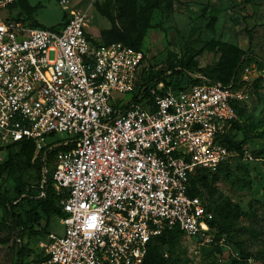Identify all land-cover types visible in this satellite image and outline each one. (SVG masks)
I'll list each match as a JSON object with an SVG mask.
<instances>
[{
    "label": "built area",
    "instance_id": "2783aa9c",
    "mask_svg": "<svg viewBox=\"0 0 264 264\" xmlns=\"http://www.w3.org/2000/svg\"><path fill=\"white\" fill-rule=\"evenodd\" d=\"M19 1L30 0H0V148L32 140L39 151L58 134L74 144L55 158L65 216L47 236L45 264H143L150 241L173 229L211 241L213 215L190 180L237 156L222 140L252 69L239 88L160 83L150 103L139 101L144 53L96 44L86 30L92 3L57 0L65 19L47 29L4 15ZM256 77L264 85V71Z\"/></svg>",
    "mask_w": 264,
    "mask_h": 264
},
{
    "label": "rangeland",
    "instance_id": "374dc122",
    "mask_svg": "<svg viewBox=\"0 0 264 264\" xmlns=\"http://www.w3.org/2000/svg\"><path fill=\"white\" fill-rule=\"evenodd\" d=\"M150 0H137L141 9ZM172 8H156L147 14V32L141 47L145 59L146 75L166 69L171 63H179L190 54L197 53L195 61L204 72L210 71L217 63V49L221 43H228L243 51L251 50L248 66L252 69L250 82L245 87L246 98L240 102L245 115L239 119L240 128L235 139L241 142L243 154L227 161V166L218 173L217 180L210 175L207 187H201L205 201L213 208L231 202L236 216L230 219L231 232L227 236L213 229L211 241L203 237H188L176 234L172 245L161 246L160 251L171 264H264V85L257 75L264 71V0H169ZM32 5L39 4L35 18L47 29H58L63 11L57 0H30ZM103 0H71V6L86 9L91 3L92 19L87 25L88 34L99 40L100 31L110 27L109 21L96 10L94 3ZM116 22H124L112 5ZM19 9L10 8L4 15L18 18ZM215 17L213 28L208 23ZM24 18V16H21ZM251 39V40H250ZM251 42V43H250ZM258 81V83H256ZM257 84V85H255ZM130 95H125L129 99ZM64 134L54 139H65ZM12 149L9 154H15ZM8 152L0 151V166L7 160ZM39 163L30 169H21L17 176L25 183L26 191L38 195V179L49 175L51 166L38 168ZM0 193L16 198L15 182L12 175H0ZM41 195V194H40ZM58 206H60L58 202ZM0 207V264H45L43 247L50 233L60 234L63 228L60 217L54 215L46 219L40 214L39 224L32 226L21 241L24 252L17 262V248L11 249L13 235L9 224L3 218ZM35 231H41L35 235ZM240 249L252 255L243 260ZM260 257V258H259Z\"/></svg>",
    "mask_w": 264,
    "mask_h": 264
},
{
    "label": "trees",
    "instance_id": "16d2710c",
    "mask_svg": "<svg viewBox=\"0 0 264 264\" xmlns=\"http://www.w3.org/2000/svg\"><path fill=\"white\" fill-rule=\"evenodd\" d=\"M137 0H103L102 3L95 2L94 6L98 13L109 21L110 27L100 31L99 40H94L96 44H113L122 43L127 47L142 51L143 40L147 32L146 21L147 14L156 8H172L169 0H150L141 8H137ZM251 0H246L249 4ZM112 5L117 8L118 17L124 22L122 25L117 24L116 18L112 11ZM39 4L31 7L27 1H19L11 5L10 8H18V20L23 19L29 21L32 25V14L38 9ZM24 16V18H21ZM65 19V16L63 20ZM215 17H212L208 23V28L212 29L215 24ZM63 22V21H62ZM61 26V24L59 25ZM251 40V39H250ZM251 43V42H250ZM143 52V51H142ZM219 54L216 65L208 72L198 68L195 57L197 53L190 54L179 61V63L170 64L166 69L160 68L156 73L149 72L146 75L145 67H141L138 74V85L134 94V99L139 101L151 102L153 96L152 89H156L158 84L162 83L165 89L170 88L173 91L186 90L195 84L220 83L223 86L239 88L242 85L241 77L243 68L248 66L251 59V50L243 51L240 48L228 44L221 43L217 49ZM145 59V55H144ZM143 59V61H144ZM142 61V65H143ZM258 83V81H256ZM257 85V84H255ZM160 93V91H158ZM140 97V98H139ZM237 119L231 123L230 129L223 136L222 142L226 147L237 153L236 157H241L243 150L241 142L235 139V132L239 131V119L245 115V109L239 105H234ZM54 135L49 136V143L37 151L35 143L32 140H23L0 148L8 152L7 160L0 166V175H12L15 182L16 198H10L0 193V207L3 212V219L8 222L11 234L13 235L11 249L17 248V262L21 261L25 248L21 241L23 235L28 231L32 232V226L39 224L40 214L46 219L56 215L65 216L61 207L58 206L60 195L53 187L52 172L55 165V158L59 152L71 149L74 144L69 142L67 145L62 144V140H55ZM12 149H17L15 154H9ZM39 163V169L51 166L49 175L43 180L39 176L38 179V195H32L26 191L25 183H23L17 174L21 169H30ZM227 166V162L220 164L214 171L207 169H197L191 176L189 193L193 196L200 197L205 208L213 215V219L209 222L212 229L220 231L227 236L231 232L230 219L236 216L231 202H225L223 206H217L212 209L205 201L201 187H207L206 179L208 175L213 180H217L218 173ZM43 193L41 196L40 194ZM33 233V232H32ZM41 231H35V235ZM181 234L177 229L165 231L160 236L152 239L147 246V251L143 264H171L170 258L163 257L160 247L170 246L173 244L175 235ZM241 258L247 260L252 257L248 252L240 249ZM260 258V257H259ZM264 260V255H262ZM45 261V257L43 256ZM18 264V263H15Z\"/></svg>",
    "mask_w": 264,
    "mask_h": 264
},
{
    "label": "crops",
    "instance_id": "0c3cea01",
    "mask_svg": "<svg viewBox=\"0 0 264 264\" xmlns=\"http://www.w3.org/2000/svg\"><path fill=\"white\" fill-rule=\"evenodd\" d=\"M27 2L29 3V5H30L31 7H34V6H35V5H32L30 1H27ZM39 7H40V6H39ZM39 7H38V9H39ZM38 9H37V10H38ZM37 10H36V11H37ZM36 11L32 14V19H31V21H32V23L35 24V25H41V24L38 23V21H37L36 18H35V13H36ZM63 18H64V15H63ZM63 18H62V21H63ZM62 21H61L58 25H60V24L62 23Z\"/></svg>",
    "mask_w": 264,
    "mask_h": 264
}]
</instances>
